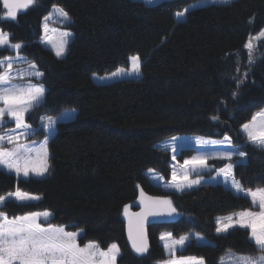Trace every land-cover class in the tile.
<instances>
[{"label": "trees", "instance_id": "1", "mask_svg": "<svg viewBox=\"0 0 264 264\" xmlns=\"http://www.w3.org/2000/svg\"><path fill=\"white\" fill-rule=\"evenodd\" d=\"M194 1L36 0L16 20L2 18L0 3V30L12 43H21L20 54L44 73L39 80L46 90L44 100L26 122L37 127L44 116L76 110L72 120L55 125L45 177L25 180L0 170V195L19 189L40 197L35 202L9 201L4 207L9 216L48 211L51 223L82 231L81 245L96 242L105 250L116 244V264L166 260L162 232L175 238L202 236L207 244L191 240L176 256L199 257L204 264H218L227 250L255 253L246 229L215 234L216 217L251 208L247 197L209 182L180 193L164 191L145 175L153 169L169 177L170 156L156 147L167 138L228 135L246 154L233 167L235 180L245 189L264 188V150L239 132L264 107V41L254 38L264 29V0L209 4L177 21L174 14ZM53 5L72 20L64 26L73 37L61 59L38 41L42 18ZM250 38L257 50L251 65L244 47ZM8 54L0 50V58ZM133 55L140 59L139 78L92 81V74L128 67ZM237 78L242 81L238 88ZM213 115L219 119L213 121ZM193 153L181 149L178 162ZM223 164L218 161L217 167ZM141 190L171 200L177 213L147 226L143 255L130 246L124 222L125 207L128 213L140 206Z\"/></svg>", "mask_w": 264, "mask_h": 264}, {"label": "snow or ice", "instance_id": "2", "mask_svg": "<svg viewBox=\"0 0 264 264\" xmlns=\"http://www.w3.org/2000/svg\"><path fill=\"white\" fill-rule=\"evenodd\" d=\"M36 0H24L25 8L32 6ZM152 3L153 0H146ZM231 0H211V3L229 4ZM3 8L6 14L3 18L17 19V0H2ZM56 12L65 22H71L68 13L62 8H56ZM183 12L177 13V18H182ZM49 17H46L47 20ZM47 33V24L44 25ZM69 32L62 33V39L59 45H53L55 56L59 59L66 54V45L68 44ZM257 37H264V29L256 34ZM251 36V34H250ZM42 43L48 41L42 39ZM21 43H12L9 35L0 31V48H7L15 51V57L9 55L0 59V170L13 173L17 178L23 177L25 180L31 177H43L49 168L48 153L46 141L39 148L35 145L22 143L28 137L35 134L31 125L26 122V114H30L41 106L45 97V88L43 85L32 83L31 77L40 79L44 73L36 69L35 64H29L27 70L28 79L25 81V72L13 71L14 63L25 60L20 55ZM244 47L248 50V64L255 63L256 48L251 38ZM132 71L140 75L141 64L138 56L130 58ZM25 62H27L25 60ZM123 71V70H121ZM239 71V69H237ZM119 75V72L112 76ZM245 78L247 73L244 74ZM25 81L24 83H14L15 80ZM242 81L237 78V88ZM233 98L237 92L232 93ZM259 117V119H258ZM213 121L219 117L213 115ZM10 122H14V127L4 131ZM42 127L45 131L51 132L56 123L51 117L47 120L42 119ZM243 133L247 141L254 147L264 150V111L253 116L250 123L244 124ZM172 137L173 142L178 140ZM195 145L200 148H209L211 151L193 156L191 159H185L179 167L178 173L173 167L172 179L165 185L168 188H174L176 191H183L186 188H192L199 185L202 181V173L209 171L207 163L209 159H221L228 161L225 166L218 170L217 175L224 177V182L230 184L231 189L236 194L243 193L245 197L250 198L252 209L244 210L235 217H227V223L217 222L216 231L218 234L226 233L229 229L236 227L246 229L249 240L255 244V254L248 255L239 259V264H264V188L256 190L245 189L232 176L234 167L233 157L243 159L244 152L237 151L232 144V139L228 135L223 137L222 141H209L202 138L195 140ZM12 147H5V145ZM222 149V150H220ZM173 143V153L180 151ZM175 159V156L173 157ZM148 172L152 174L153 169ZM195 178H190L192 176ZM179 177V178H178ZM162 180V177H155ZM215 179V177L213 178ZM139 188L140 186L137 185ZM38 196L30 195L17 189L15 192H9L7 196L0 195V264H116L119 255V248L116 244L110 245L105 251L100 249L95 242H89L84 247L77 243L78 232H67L63 227H55L48 224L42 226L39 222L41 216L45 221L48 220L50 213H28L21 216L9 217L4 210L6 203L14 200L17 203H26L38 200ZM140 203L143 206L142 213L138 214L137 227L135 234L130 222L129 240L137 254L143 255L147 252V242L143 233V225L149 216L153 217H172L176 213L171 200L167 198L145 196L143 190L140 192ZM258 207V211L254 210ZM127 214V207H125ZM171 234H163L162 240L170 239ZM188 237H181L178 240H172L171 244L165 243L164 247L170 255V259L164 264H203L201 258L195 257H176L175 253L182 250ZM197 239L201 237L197 236ZM97 256L99 259H97Z\"/></svg>", "mask_w": 264, "mask_h": 264}, {"label": "rangeland", "instance_id": "3", "mask_svg": "<svg viewBox=\"0 0 264 264\" xmlns=\"http://www.w3.org/2000/svg\"><path fill=\"white\" fill-rule=\"evenodd\" d=\"M138 1H141L143 2L144 4L146 5H154V4H157L158 2L160 1H163V0H153L152 3H147L146 0H138ZM233 1V0H231ZM0 3L2 4V7H3V3H2V0H0ZM209 4H213L211 3V0H195L193 3H191L190 5H188L182 12L184 13V16L182 18H177V13L174 14V18L177 20V21H182L183 19H185V14L187 11L189 10H192L194 8H198V7H201V6H206V5H209ZM215 4H222V3H215ZM28 8V7H27ZM56 8H61L60 6L58 5H53L50 10L48 11V13L42 18V21H41V24H40V38L38 39V41L40 42V44L48 49L49 51L52 52V54L55 56V53L53 51V45H59L61 39H62V33L64 32H69L71 33V35L67 38L68 39V44L69 42L71 41L72 37H73V32L70 30V29H67L65 28L64 26L65 25H68L70 24L69 22H65L62 20V18L59 16V14L56 12ZM4 9V8H3ZM25 6H24V0H17V13L21 12L22 10H25ZM179 13V12H178ZM6 14V10L4 9V14L2 16V18L5 16ZM69 16V15H68ZM46 17H49L47 20L45 19ZM70 17V16H69ZM5 19V18H3ZM70 21L71 18H70ZM45 23L47 24V33H45V28H44V25ZM1 31V30H0ZM5 33V32H4ZM8 34V33H7ZM9 35V34H8ZM257 41H260V40H263L264 41V37H257L255 36L254 37ZM42 39H45L47 40L48 42L47 43H42ZM256 40H254L252 43L256 42ZM68 44L66 45V51H67V46ZM6 49L10 54H8L7 56L11 55L13 57H15L16 53L15 51L11 50V49H7V48H0V50H4ZM22 57L25 58V60L27 62H25V60H21V61H18L16 63H14V66H13V71H22V72H25V81L28 79L26 73H27V70H28V65L29 64H35L33 61L29 60L27 57L23 56L22 54H20ZM7 56H4V57H7ZM65 56V55H64ZM63 56V57H64ZM133 56H136V55H133ZM133 56H129L128 57V67L126 68H118L116 70H114L113 72L109 73V74H105V75H102V76H99L97 74H92L91 75V79L93 82H95L96 84H109L115 80H120V79H127V78H133V79H136V78H139L141 76V71H140V75H136L133 71H132V63H131V57ZM4 57L0 58V59H3ZM56 57V56H55ZM62 57V58H63ZM57 58V57H56ZM61 59V58H59ZM36 69L38 70V68L36 67ZM123 70V71H121ZM41 72V71H40ZM119 72V75L117 76H112L113 73H117ZM41 79V78H40ZM40 79H36L35 77H31V81L32 83H35V84H40V85H43L41 84V82L39 81ZM25 81H21L19 79L15 80L14 83H24ZM44 87V86H43ZM264 111V107L259 111L257 112L256 114H254V116H256L258 113ZM76 114V110L75 109H65L63 111H61L60 113L56 114V115H52V116H44L40 119L39 123H38V126L37 127H33L31 125V128L35 131V134L28 137L26 140H22L21 142L22 143H25V144H28V145H35L37 148H39V146L41 144H44L45 141H46V148H47V153H48V164H49V150H48V147H47V144H48V141L50 139V137L53 135L54 131H55V125L59 122H67V121H70L74 118ZM27 116V114H26ZM48 117H51L53 120L56 121L54 127H53V130L51 132H48V131H45L42 127V119L43 120H47ZM253 118V117H252ZM26 119V117H25ZM259 119V117H258ZM252 121V119L248 122L250 123ZM28 123V122H27ZM247 124V123H246ZM14 122H10L8 127H5L4 128V131H8L9 128L11 127H14ZM242 127L243 125L239 128V132L243 135V137L246 139L247 141V137L246 135L243 133L242 131ZM41 131V132H40ZM38 132V134H37ZM174 137H177L179 138L178 140H176L175 142H173L172 140V137L170 138H167L161 142H159L156 147L162 151H165V152H168L169 156H170V161L168 163V166H169V169H170V175L169 177L166 179L164 178L163 176H161L158 172L154 171L152 174H150L148 172V170L145 172V175L146 177L148 178V180L153 183L154 185L160 187L162 190L164 191H172V192H175V193H180L182 191H176L174 188H168V187H165V185L172 179V172H173V167H175V170L179 173L181 171L180 169V165L183 164V161L185 159H191L193 156L195 155H198V154H201V153H206L208 151H211V149L209 148H200V147H197L195 145V140L197 138H202L204 140H209V141H222L223 140V137L221 138H217V139H213V138H205V137H199V136H189V135H178V136H174ZM248 142V141H247ZM173 143H175V145L180 148V149H193L194 153L192 154V156L188 157V158H185L182 162H178L177 160V156L179 155V152L180 151H177L175 153H173L172 151V147H173ZM5 147H12L11 145H5ZM233 147L237 150H238V147L233 145ZM222 150V149H220ZM241 152V151H240ZM175 156V159L173 158ZM243 159L239 158V157H233V163L234 165L238 162H241ZM218 161H223V165L220 166V167H217V162ZM209 167H210V170L209 171H205L202 173V181L200 184L202 183H205V182H209V183H221L223 186H225L226 188H229L234 194L235 191L233 189H231L230 187V184H226L224 182V177L222 175L218 176L217 175V172L219 169L223 168L225 166L226 163H228V161H225V160H221V159H209L207 161ZM1 171H4V170H1ZM5 173H8L6 171H4ZM8 174H11L13 176H15V174L13 173H8ZM47 175V173L43 176L45 177ZM232 176H233V170H232ZM16 177V176H15ZM43 177H32V178H43ZM155 177H162L163 179L162 180H157ZM215 177V179H213ZM234 177V176H233ZM17 178V177H16ZM21 179H24L23 177H20ZM179 178V177H178ZM190 178H195V176L193 175L192 177ZM199 184V185H200ZM199 185H196V186H193L192 188H195ZM192 188H186L184 189L183 191L185 190H189V189H192ZM256 190V189H255ZM16 191V190H15ZM14 191V192H15ZM238 195H244L243 193H240ZM7 196V194L5 195ZM36 196V195H34ZM39 197V196H38ZM40 198V197H39ZM249 201H250V204H251V208L249 209H252V202H251V199L248 198ZM39 200V199H38ZM10 201H13L15 202L14 200H10ZM37 200H34L33 202H35ZM31 202V201H29ZM17 203V202H16ZM27 203V202H26ZM249 209H246V210H249ZM256 211H258V207L256 209H254ZM244 211V210H243ZM45 211H41V212H36V213H43ZM131 212V211H130ZM240 212L242 211H238V212H233V213H230V214H227V215H221V216H217L216 217V228H217V222L220 221L221 223H227V217L229 216H232V217H235L237 214H239ZM50 213V212H49ZM129 213V212H128ZM28 214V213H26ZM21 215H25V214H21ZM21 215H17V216H21ZM9 217H14V216H9ZM50 218H51V213H50V216L48 217V220L45 221L43 219V217L41 216L39 222L41 223L42 226H45L47 227L48 224L50 223L51 225L55 226V227H63L65 231L67 232H78L79 233V236L78 238L81 236L82 234V231L81 230H77V231H68L65 226H62V225H56V224H53L50 222ZM238 228V227H236ZM231 229H229L230 231ZM169 232H162L160 233L159 235V241H160V244L163 246V249L165 251V255L167 257L166 260H163L161 262H157L155 264H164L165 261H168L171 257L168 253V251L165 249L164 247V244L165 243H169L171 244V241L172 240H178L180 239L181 237H188L187 241H186V244L187 245L191 240H194L197 244H207V241L200 235L198 234H195V233H189V234H186V235H183L179 238H175L173 236H171L170 239H166V240H162L161 239V236L163 234H167ZM227 233V232H226ZM226 233H220L218 234L217 231L215 230V234L216 235H223V234H226ZM197 236L201 237V239H197ZM78 238H77V243L80 247H84L85 245H87L88 243H86L85 245H81L78 241ZM249 239V237H248ZM96 243V242H95ZM253 243V242H252ZM97 244V243H96ZM254 244V243H253ZM112 245V244H111ZM255 246V244H254ZM110 247V246H109ZM108 247V248H109ZM107 248V249H108ZM101 249V248H100ZM105 249V251L107 250ZM104 250V249H102ZM181 251V250H179ZM177 251V252H179ZM177 252L175 253V256L177 254ZM255 254V253H254ZM254 254H245V253H238V252H234L232 250H227L225 251L219 258V261H218V264H239V259L238 258H243L245 256H248V255H254ZM178 257V256H176ZM183 257H193V256H183ZM195 258H199V257H195ZM97 259H99V257L97 256ZM202 259V258H201ZM203 260V259H202ZM203 264H204V261H203Z\"/></svg>", "mask_w": 264, "mask_h": 264}, {"label": "water", "instance_id": "4", "mask_svg": "<svg viewBox=\"0 0 264 264\" xmlns=\"http://www.w3.org/2000/svg\"><path fill=\"white\" fill-rule=\"evenodd\" d=\"M139 196H140V192H139ZM145 196H148V195L145 194ZM150 197H153V196H150ZM142 211H143V206L140 203V206L138 207V209L136 211H132V212H129V213L124 215L126 236H127L128 242H129L131 247H132V243L129 240V225H130V222H131V225H132V228H133V232L135 234L136 227H137V221L139 219L138 214L142 213ZM166 218L167 217H153V216H149L147 218V220L144 222L143 233H144V237H145L146 242H147V246H148L147 232H146L147 226H149L150 224H154V223H158V222L164 221Z\"/></svg>", "mask_w": 264, "mask_h": 264}]
</instances>
